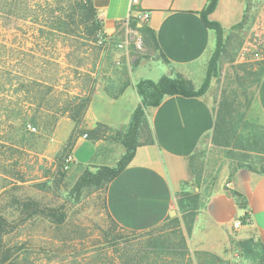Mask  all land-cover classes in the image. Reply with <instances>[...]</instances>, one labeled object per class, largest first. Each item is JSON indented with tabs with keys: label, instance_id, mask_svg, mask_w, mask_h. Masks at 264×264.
Returning a JSON list of instances; mask_svg holds the SVG:
<instances>
[{
	"label": "rangeland",
	"instance_id": "1",
	"mask_svg": "<svg viewBox=\"0 0 264 264\" xmlns=\"http://www.w3.org/2000/svg\"><path fill=\"white\" fill-rule=\"evenodd\" d=\"M247 1L254 23L264 12V0ZM77 4L78 0H0V223L2 247L15 250L13 258L19 264H119V255L107 249L108 234L132 245L146 238L145 233L113 226L104 189L78 186L84 172L117 165L122 144L116 134L106 133L100 150L104 159L89 165L93 153L88 141L75 151L78 165L63 162L65 146L59 152L49 149L58 123L69 118L62 116L68 101L97 87L121 86L128 80L132 84V72L159 58L133 28L135 21L118 35L108 36L103 28L95 33L91 24L81 20ZM59 23H64L61 31ZM246 38L241 41L236 34L227 42L216 77L218 104L224 88H238V77L245 75V69L264 64L240 58ZM257 89L248 88L254 99ZM248 120L252 122L249 114ZM198 151L204 153L199 192H212L223 169H238L225 149L215 147L212 137H205ZM244 153L248 163L264 167V146ZM195 186L192 182L188 188L197 192ZM32 203L39 205L40 213L32 215L26 209ZM177 216L182 218L179 210ZM182 230L187 235L183 222ZM238 231L216 252L194 245L192 235L188 244L192 252L216 254L223 264H252L238 248L242 241Z\"/></svg>",
	"mask_w": 264,
	"mask_h": 264
},
{
	"label": "crops",
	"instance_id": "2",
	"mask_svg": "<svg viewBox=\"0 0 264 264\" xmlns=\"http://www.w3.org/2000/svg\"><path fill=\"white\" fill-rule=\"evenodd\" d=\"M93 2L108 36L118 35L128 27V21L137 16L133 13L132 0ZM208 2L140 0L139 8L150 15L145 24L155 32L159 44L155 53L159 58L132 72V84L117 99L97 87L84 118L86 130L101 123L115 131H124L142 103L136 87L141 80L158 82L164 75L181 74L191 80L196 89L202 87L217 47L216 32L206 27L200 15ZM251 16L246 0H218L209 20L222 26L225 39H234L237 34L242 41L253 20L248 21L243 31L236 27ZM216 88L217 78H214L203 96H168L158 107L147 109L155 142L137 149L130 165L108 185L106 193L108 213L120 227L128 231H148L170 217L172 210L178 213V193L184 183L192 184L189 159L204 138L213 135L218 106ZM249 119L264 125V75ZM74 127L71 119L62 118L49 149L61 151ZM87 141L92 144L93 153L87 165L104 159L99 150L103 141L81 136L71 153L75 165H78L75 151ZM120 150L122 156L125 147L122 145ZM201 193L202 207L192 234L194 245L216 252L230 241L234 230H239L237 235L242 240L255 236L264 244V174L248 168L223 169L212 192ZM246 215L250 224L235 229V222Z\"/></svg>",
	"mask_w": 264,
	"mask_h": 264
},
{
	"label": "trees",
	"instance_id": "3",
	"mask_svg": "<svg viewBox=\"0 0 264 264\" xmlns=\"http://www.w3.org/2000/svg\"><path fill=\"white\" fill-rule=\"evenodd\" d=\"M247 1V0H246ZM218 0H209L206 8L200 13L202 20L207 28L212 29L217 35V47L209 62L205 81L200 89H196L193 82L181 74L164 75L158 82L151 80H141L136 87L142 98V103L133 112L130 123L124 131H115L106 125L99 123L96 128L86 130L83 127L84 118L92 100L94 90L88 95L73 98L65 105L62 116L66 114L75 123V127L63 149V162L72 153L78 139L84 134L92 141H102L106 133L111 132L117 135V140L125 147V153L121 156L117 165L101 166L95 173L84 172L78 181V186L85 188L94 186L104 189L107 193L108 185L114 181L132 162L139 147L154 144V136L147 118V109L158 107L165 97L180 95L183 97L203 96L210 87L211 81L218 77L220 70V60L226 52L227 42L224 38L222 26L209 20V16L214 12ZM78 12L84 23L91 24L98 33L102 28V21L97 19V10L93 0H78ZM13 14L10 8L9 16ZM251 17L236 27V30H245ZM64 23H59L57 28L62 30ZM143 36L145 46L149 51L158 52L159 44L155 32L147 24H133ZM57 30V29H56ZM264 75V64L256 70L245 69V75L238 77L240 82L238 88L229 89L226 87L222 91L221 99L215 110L216 120L212 135V142L217 148L225 149V155L237 162V168H248L256 173L264 174V167L258 168L257 163H248L244 152L256 150L264 146V125H260L248 120V114L254 102V94L248 88L255 86L259 88ZM249 83V85H248ZM131 85L130 80L123 85L111 84L106 86L103 91L111 98L117 99L124 93L125 89ZM248 85V86H246ZM35 121V120H34ZM37 120L35 121V123ZM262 149V148H261ZM101 150V146L99 147ZM242 153V154H241ZM202 152L198 149L189 159V170L192 182L197 189H201L203 182L204 166ZM62 167L64 165H61ZM190 183H184L178 193V208L182 218L167 217L164 222L153 227L148 231H130L132 234L145 233V241L132 245V241L111 239L108 234V250H112L115 255H119V264H223L224 261L216 254L197 250L192 252L188 237H191L196 218L202 207L203 195L201 192L190 191ZM204 193L209 195L210 190ZM238 196V195H237ZM240 201V197H238ZM106 205V198H105ZM27 210L32 215L40 213L37 204L26 205ZM107 210V205L105 206ZM54 212V211H51ZM108 212V210H107ZM113 226L123 229L108 213ZM60 219V222H63ZM243 225H249V217L246 215L242 219ZM182 222L186 226L187 235L182 230ZM125 230V229H124ZM167 230H170L168 232ZM3 223H0V264H19L13 258L15 250L2 247L3 245ZM256 237L238 242V248L244 253L252 264H264V244ZM123 246V247H121Z\"/></svg>",
	"mask_w": 264,
	"mask_h": 264
},
{
	"label": "built area",
	"instance_id": "4",
	"mask_svg": "<svg viewBox=\"0 0 264 264\" xmlns=\"http://www.w3.org/2000/svg\"><path fill=\"white\" fill-rule=\"evenodd\" d=\"M133 4V13L136 14V18H133L130 21H137L139 24H145L149 19L150 15L148 12L142 11L139 8L140 0H132ZM135 35H138L137 33ZM140 39L137 43L138 47H140ZM241 59H254L258 61H264V12L260 13L255 19L254 23L250 27L249 34L245 39L243 46L240 51ZM29 130L36 132V128L29 125ZM84 139H88V135L84 134L82 136ZM67 165L74 164L73 157L71 154L66 159ZM242 221H236L234 228L239 229L243 227Z\"/></svg>",
	"mask_w": 264,
	"mask_h": 264
},
{
	"label": "water",
	"instance_id": "5",
	"mask_svg": "<svg viewBox=\"0 0 264 264\" xmlns=\"http://www.w3.org/2000/svg\"><path fill=\"white\" fill-rule=\"evenodd\" d=\"M95 127H97V124L95 125ZM198 190H199V189H198ZM176 214H177V212H176L175 210H172V211L170 212V217H171V218H174V217H176ZM255 239L258 240V237H256Z\"/></svg>",
	"mask_w": 264,
	"mask_h": 264
}]
</instances>
